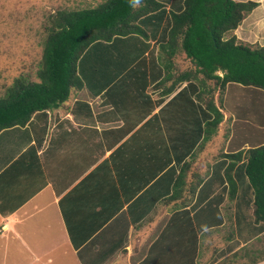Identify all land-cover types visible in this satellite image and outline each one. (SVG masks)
<instances>
[{
  "label": "crops",
  "instance_id": "0c3cea01",
  "mask_svg": "<svg viewBox=\"0 0 264 264\" xmlns=\"http://www.w3.org/2000/svg\"><path fill=\"white\" fill-rule=\"evenodd\" d=\"M251 1L255 7L232 33L243 42L263 45L264 0ZM119 80L97 93L85 86L72 90L63 103L33 113L24 125L0 130V258H9L12 264H52L57 259L82 264L68 234L67 216L76 220L77 227L101 225L92 237L90 259L95 264L99 260L100 264H221L220 259L232 253L235 256L226 264H235L236 251L264 233V222L255 219L247 196L235 206L225 193H217L221 185L201 188L210 177L219 179L224 168L220 165L227 162L218 154L213 161L207 157L212 140L194 158L192 169L199 164L204 179L186 204L175 209L174 202L159 201L138 221L132 220L147 205L139 202L137 208H130L126 197L147 177L148 148L158 152L155 161L167 162L166 169L173 166L176 174L179 165L169 136L178 141L177 151L185 149L183 135L194 125V106L190 91L174 97L185 81L163 95L162 87H156L159 80L149 76ZM258 127L259 135L254 137L264 141V122ZM243 142L247 149L250 143ZM221 146L227 152L226 142ZM199 190L208 197L194 207ZM237 194L238 190L235 198ZM213 196L211 207H201ZM181 209L189 210V215H181L192 217L197 232L194 255L187 219L181 221L187 232L176 220L159 236L172 211ZM110 212L116 213L108 217ZM105 217L107 221L100 223ZM236 218L244 220L242 226L249 223L252 230H261L245 242L237 235ZM228 243L239 245L228 251ZM250 257L248 264H264L260 252Z\"/></svg>",
  "mask_w": 264,
  "mask_h": 264
},
{
  "label": "trees",
  "instance_id": "16d2710c",
  "mask_svg": "<svg viewBox=\"0 0 264 264\" xmlns=\"http://www.w3.org/2000/svg\"><path fill=\"white\" fill-rule=\"evenodd\" d=\"M255 5L251 0H95L75 9L49 12L34 78L18 74L0 96V130L24 125L33 113L63 103L72 90L82 86L97 93L108 90V85L121 83L119 79L123 76L143 75L159 80L156 87H162L161 94L167 95L185 81L187 84L174 97L191 92L188 98L194 106V125L183 135V151L179 148L177 151L178 141L169 136L178 172L175 174L173 166L166 169L167 162L155 161L158 152L148 148L147 177L126 197V201H131L130 208H137L139 202L147 204L133 221L152 211L159 201L174 202L175 209L181 208L204 179L192 169L194 158L216 136L224 117L215 94L220 97L223 90L234 85L264 92V44L243 42L232 33ZM181 56L182 64L178 63ZM167 134L170 135L168 129ZM248 141L247 149L242 148L241 142L225 153H218L227 159L225 166L220 165L224 167L221 177H210L201 188L221 185L220 189L235 206L241 196H247L255 219L264 222V141L253 138ZM166 155L170 156L167 149ZM202 190L194 207L208 197ZM213 198L201 207H211ZM181 214L189 215V210L172 211L159 236L176 220L187 232V227L181 224L187 219L194 255L197 232L192 217L184 218ZM65 219L82 264H95L90 259L92 237L101 225L81 228L74 226L75 219L67 216ZM243 221L236 218V231L239 239L247 242L261 227L252 230L249 223L240 225Z\"/></svg>",
  "mask_w": 264,
  "mask_h": 264
},
{
  "label": "rangeland",
  "instance_id": "374dc122",
  "mask_svg": "<svg viewBox=\"0 0 264 264\" xmlns=\"http://www.w3.org/2000/svg\"><path fill=\"white\" fill-rule=\"evenodd\" d=\"M94 2L95 0H0V96L18 74H30L34 78L41 58L45 36L44 25L48 13L58 8L75 9ZM181 59L182 56L178 61L180 64H182ZM215 101L220 104L224 117L218 129L219 133L217 131V137H213L211 148L207 150V157L211 161L214 160L213 156L223 152L222 143L226 142V150H228L230 146H237L251 137L259 140L254 136L259 135L258 125L264 122L263 91L250 87L229 86L221 92L220 97L215 94ZM198 165H194V172L198 173ZM221 192L219 189L217 193ZM222 193L227 195L225 191ZM153 231L154 229L152 233ZM149 233L147 241L152 235ZM234 245L232 247V243H228L227 250L230 251ZM248 252L250 256H255L259 252L264 256V233L236 251L235 264H248L252 259L250 256L248 258ZM234 256L235 254L232 253L227 258L220 259V263L226 264ZM64 261L57 259L53 260L52 264H63ZM0 264H12V260L0 258Z\"/></svg>",
  "mask_w": 264,
  "mask_h": 264
}]
</instances>
